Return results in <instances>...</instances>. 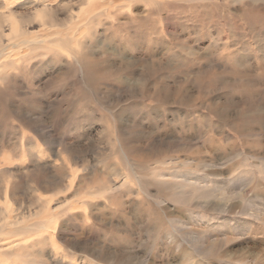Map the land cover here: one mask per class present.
<instances>
[{
    "label": "rangeland",
    "instance_id": "374dc122",
    "mask_svg": "<svg viewBox=\"0 0 264 264\" xmlns=\"http://www.w3.org/2000/svg\"><path fill=\"white\" fill-rule=\"evenodd\" d=\"M0 264H264V0H0Z\"/></svg>",
    "mask_w": 264,
    "mask_h": 264
},
{
    "label": "bare ground",
    "instance_id": "6f19581e",
    "mask_svg": "<svg viewBox=\"0 0 264 264\" xmlns=\"http://www.w3.org/2000/svg\"><path fill=\"white\" fill-rule=\"evenodd\" d=\"M103 5H104V4H103ZM89 6H90V5H89ZM103 7H104V6H103ZM104 9H105V8H104ZM88 11H89V10H88ZM86 13H87V11H86ZM103 13H104V12H103ZM89 14H90V13H89ZM96 14H97V13H96ZM97 15H98V14H97ZM95 16H96V15H95ZM87 23H88V22H87ZM91 23H92V22H91ZM65 46H68V44H66ZM73 49H74V48H73ZM77 49H78V48H75V50H77ZM77 51H78V50H77ZM79 51H80V50H79ZM79 51H78V52H79ZM75 54H76V53H75ZM78 54H79V53H78ZM78 54H77V55H78ZM65 61H68V60H65ZM67 63H68V62H67ZM67 63H66V64H67ZM89 78H90V77H89ZM126 127H127V126H126ZM57 161H58V160H57ZM63 161H64V160H63ZM58 162H59V161H58ZM61 162H62V161H61ZM62 170H63V169H62ZM59 174H60V173H59ZM61 174H62V172H61ZM57 175H58V173H57ZM61 176H62V175H61ZM64 176H65V175H64ZM60 178H61V177H60Z\"/></svg>",
    "mask_w": 264,
    "mask_h": 264
}]
</instances>
